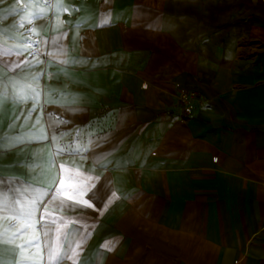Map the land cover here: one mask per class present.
Masks as SVG:
<instances>
[{
    "label": "crops",
    "instance_id": "1",
    "mask_svg": "<svg viewBox=\"0 0 264 264\" xmlns=\"http://www.w3.org/2000/svg\"><path fill=\"white\" fill-rule=\"evenodd\" d=\"M28 24L46 62L0 83V264H264V0H0L1 41Z\"/></svg>",
    "mask_w": 264,
    "mask_h": 264
},
{
    "label": "rangeland",
    "instance_id": "2",
    "mask_svg": "<svg viewBox=\"0 0 264 264\" xmlns=\"http://www.w3.org/2000/svg\"><path fill=\"white\" fill-rule=\"evenodd\" d=\"M7 30L16 31L20 37L19 42H11L9 38L5 42L0 40V83L41 84L46 62V43L33 36L29 24ZM25 207L28 205L21 201L19 208Z\"/></svg>",
    "mask_w": 264,
    "mask_h": 264
},
{
    "label": "built area",
    "instance_id": "3",
    "mask_svg": "<svg viewBox=\"0 0 264 264\" xmlns=\"http://www.w3.org/2000/svg\"><path fill=\"white\" fill-rule=\"evenodd\" d=\"M179 103L184 117L192 115L196 106H200L203 102L195 91H184L180 94ZM261 190L264 196V181L261 182Z\"/></svg>",
    "mask_w": 264,
    "mask_h": 264
}]
</instances>
